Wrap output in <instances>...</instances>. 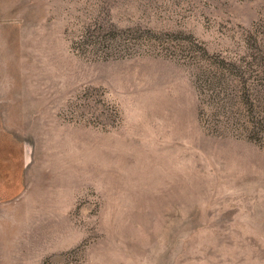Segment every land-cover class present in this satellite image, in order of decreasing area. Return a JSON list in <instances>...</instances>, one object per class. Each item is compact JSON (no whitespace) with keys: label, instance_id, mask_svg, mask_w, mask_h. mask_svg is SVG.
I'll return each mask as SVG.
<instances>
[{"label":"rangeland","instance_id":"obj_1","mask_svg":"<svg viewBox=\"0 0 264 264\" xmlns=\"http://www.w3.org/2000/svg\"><path fill=\"white\" fill-rule=\"evenodd\" d=\"M0 264H264V0H0Z\"/></svg>","mask_w":264,"mask_h":264}]
</instances>
